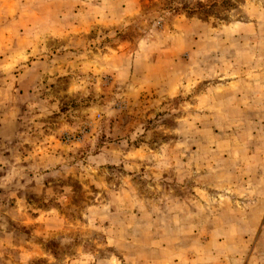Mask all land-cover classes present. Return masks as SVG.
Masks as SVG:
<instances>
[{"label":"rangeland","instance_id":"obj_1","mask_svg":"<svg viewBox=\"0 0 264 264\" xmlns=\"http://www.w3.org/2000/svg\"><path fill=\"white\" fill-rule=\"evenodd\" d=\"M0 264H264V0H0Z\"/></svg>","mask_w":264,"mask_h":264}]
</instances>
